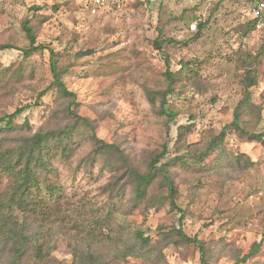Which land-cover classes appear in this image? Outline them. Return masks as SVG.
<instances>
[{"label":"rangeland","instance_id":"rangeland-1","mask_svg":"<svg viewBox=\"0 0 264 264\" xmlns=\"http://www.w3.org/2000/svg\"><path fill=\"white\" fill-rule=\"evenodd\" d=\"M86 1L0 0V44L13 47L0 50V118L22 108L14 123L29 125L6 134L5 144L72 123L59 112L65 101L55 92L36 103L52 81V50L57 66L64 68L63 82L74 94L72 109L90 123L98 139L118 147L130 166L143 170L149 156L167 143L169 153L160 163L169 161L176 205L185 215L181 220L179 211L156 202L134 207L129 186L122 195L125 167L106 151L88 161L97 152L90 129L82 126L71 141L73 152L52 164L62 187L56 222L33 229L53 249L49 255L43 251L42 259L29 250L20 264H79L70 245L87 248L85 227L101 224L108 211L106 228L95 230L101 243L92 246L105 264H199L194 245L171 240L174 229L205 244L208 264H235L254 243H260V252L243 264H264V140L251 142L228 132L225 162L215 165L214 152L199 163L190 157L187 164L172 161L186 155L188 146L201 151L231 123L249 68L256 111L242 121L248 132L264 133V57L251 67L243 60L246 54L256 55L264 40V28H250L254 0H128L97 15L88 13ZM25 19L36 44L45 47L29 57L21 51L29 46L21 28ZM195 21L204 24L197 38V29H189ZM155 39L168 41L161 52L148 45ZM162 92L167 93L165 109L175 116L170 122V115L159 110ZM178 127H183L179 143ZM238 154L250 161L242 172L231 162ZM0 184H5L2 175ZM116 192L119 196L111 200ZM134 230L149 238L147 252L118 258L113 239Z\"/></svg>","mask_w":264,"mask_h":264},{"label":"trees","instance_id":"trees-1","mask_svg":"<svg viewBox=\"0 0 264 264\" xmlns=\"http://www.w3.org/2000/svg\"><path fill=\"white\" fill-rule=\"evenodd\" d=\"M29 23L28 19L21 23V28L29 43L27 49L21 50L24 57H29L37 52L42 53L45 49L41 44H36L35 34ZM256 24L257 20H252L250 28L255 29ZM197 27L195 38L203 30L204 24L198 23ZM165 42L168 41L155 39L148 41V45L158 53L161 52ZM7 49H13V47L9 44H0V50ZM87 54L82 53L81 55ZM55 56L54 52L49 50V70L52 81L38 94L36 103L43 95L50 91L55 92L59 98L65 101L63 111L60 110L59 112L65 113V118H70L72 123L22 136L15 141V145L10 146L5 144L6 134L16 131L17 126L28 128V122L24 121L21 125L14 123L16 117L23 112L22 108H17L13 113L0 118V175L5 178V184H0V264H20L29 250L36 258L42 259L44 257L43 251L49 255V251L53 249L50 245H43L40 239L42 238L41 235L36 236L37 233L33 229L37 227H44L43 229H45L52 222H56L55 217L60 213L58 202L61 199L62 187L57 184V171L52 164L58 159L66 160L73 152L71 141L82 126L90 129V138L96 147L95 153L97 152L88 161H94L99 152L106 151L115 153L125 167L128 177L127 183L121 187L122 195H124L125 187L129 186L134 198V207L139 206L142 202L150 207L156 202L159 206L166 205L170 211H179L181 220L185 215L176 205L177 190L166 168L169 161L160 163L169 153L167 143L160 145L159 151H155L149 156L143 170L130 166L118 147L105 144L98 139L93 133L90 123L78 116L72 109L75 105L74 94L66 88L62 78L64 68L61 69L57 66ZM262 57H264V40L256 55L246 54L243 60L251 67L253 60L257 61ZM247 71L242 97L234 108L231 123L225 125L218 135L209 139L201 151L193 146H188V153L175 157L172 160L174 163L187 164L188 161H185L187 157H190L193 162L199 163L207 158L210 152L215 153V165L225 162L224 160H227L229 156L226 154L223 143L228 132H235L239 137L246 138L251 142H263L264 133L248 132L242 121L246 113L252 114L256 111V107L250 99V88L255 85V82L251 76L250 68ZM165 76L171 82L172 75L168 68L165 71ZM166 95L167 93L162 92L159 110L167 116L170 115V122L174 120L175 116L165 109ZM178 129L179 141L177 143L182 140L183 136V127H178ZM232 159L231 162H234L235 170L242 172L250 165V161L245 155L238 154ZM149 192H152L150 196L153 199L147 198ZM116 196H119L118 192L111 196V200ZM121 198L119 197V199ZM109 213L110 211L101 224L94 222L85 227L83 241L87 244V248H79L74 244L70 245L73 248L72 255L79 264H105L102 255L97 251V247L92 248V246L101 243V240L95 236V230L101 231L106 228V222L110 221ZM172 234L171 240L192 244L197 248L200 255L199 264H208L207 248L202 241L186 236L180 229H174ZM42 236L49 238V241H46L48 244L51 242L49 235ZM148 245L149 238L144 236L140 230H134L130 236H121L112 241L113 250L116 256L121 259L141 257L147 252ZM259 252L260 243H254L249 253L241 259L237 258L235 264H243Z\"/></svg>","mask_w":264,"mask_h":264},{"label":"built area","instance_id":"built-area-1","mask_svg":"<svg viewBox=\"0 0 264 264\" xmlns=\"http://www.w3.org/2000/svg\"><path fill=\"white\" fill-rule=\"evenodd\" d=\"M128 0H87L86 8L89 14L97 15L100 11L119 7L120 5L126 3ZM251 18L252 20H257L255 28H264V1L254 0L251 5ZM198 21H195L189 25L191 32L196 31Z\"/></svg>","mask_w":264,"mask_h":264}]
</instances>
